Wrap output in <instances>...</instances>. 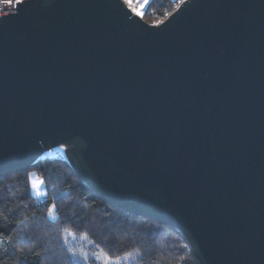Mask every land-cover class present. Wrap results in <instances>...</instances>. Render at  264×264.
Wrapping results in <instances>:
<instances>
[{
    "label": "water",
    "instance_id": "95a60500",
    "mask_svg": "<svg viewBox=\"0 0 264 264\" xmlns=\"http://www.w3.org/2000/svg\"><path fill=\"white\" fill-rule=\"evenodd\" d=\"M123 0L0 11V174L61 145L110 204L199 264H264V0H186L156 28Z\"/></svg>",
    "mask_w": 264,
    "mask_h": 264
},
{
    "label": "trees",
    "instance_id": "16d2710c",
    "mask_svg": "<svg viewBox=\"0 0 264 264\" xmlns=\"http://www.w3.org/2000/svg\"><path fill=\"white\" fill-rule=\"evenodd\" d=\"M174 6V0H147L143 19L162 20ZM30 168L46 179L45 197L31 195ZM51 203L57 205L55 219L47 213ZM0 233L3 264H105L106 258L109 264H199L176 229L101 198L63 153L0 174Z\"/></svg>",
    "mask_w": 264,
    "mask_h": 264
},
{
    "label": "snow or ice",
    "instance_id": "6c2138e0",
    "mask_svg": "<svg viewBox=\"0 0 264 264\" xmlns=\"http://www.w3.org/2000/svg\"><path fill=\"white\" fill-rule=\"evenodd\" d=\"M4 4L6 6L9 5H20L23 3V0H3ZM186 4V0H177L175 6L171 11L165 10L163 13L164 18H170L173 16V13L176 12L177 9H180L182 5ZM123 5L126 6L128 11L126 12L127 18L131 21V15H135L139 17L141 20H143L144 17V9H145V3H142L141 0H123ZM9 14L14 13H8L7 11L4 12V18H6ZM164 23V20H155L152 22L151 27L156 28ZM28 183L30 185V188L33 192L36 193L37 196L45 197L47 195L46 191H43L42 188L46 184L45 178H38L36 174L29 172L28 173ZM57 205L55 203H51L48 206V215L52 216L55 219V213H56ZM69 230L65 229V232H68ZM0 236H3V233H0ZM11 239V237H9ZM21 252L23 249L20 250ZM38 255V254H37ZM126 255H131V253H128ZM26 257H22L21 260H26ZM110 258H106L105 264H109ZM0 264H3V262H0Z\"/></svg>",
    "mask_w": 264,
    "mask_h": 264
},
{
    "label": "rangeland",
    "instance_id": "374dc122",
    "mask_svg": "<svg viewBox=\"0 0 264 264\" xmlns=\"http://www.w3.org/2000/svg\"><path fill=\"white\" fill-rule=\"evenodd\" d=\"M146 1H147V0H141V2H142V3H145V4H146ZM51 153H54V154H55V153H63V147H62L61 145H58V146H55V147H53V148L47 150V154H51ZM29 172L36 174V176H37L38 178H42L41 175H40L35 169L30 168V169L27 170V179H28V173H29ZM28 185H29V183H28ZM29 190H30V193H31L32 196L37 197V198H42V197H40V196H37L36 193L33 192V191L31 190L30 185H29ZM42 190H43V191H46L45 186H43ZM47 213H48V212H47ZM49 217H52V216L49 215ZM70 239H71V238H70ZM78 241H79V239L74 238V237L71 239V242H72L73 245H77V244H78Z\"/></svg>",
    "mask_w": 264,
    "mask_h": 264
},
{
    "label": "built area",
    "instance_id": "2783aa9c",
    "mask_svg": "<svg viewBox=\"0 0 264 264\" xmlns=\"http://www.w3.org/2000/svg\"><path fill=\"white\" fill-rule=\"evenodd\" d=\"M177 0H174V3L176 4ZM15 9V4L6 6L3 2V0H0V11H13ZM47 151L43 152L41 156H46Z\"/></svg>",
    "mask_w": 264,
    "mask_h": 264
}]
</instances>
